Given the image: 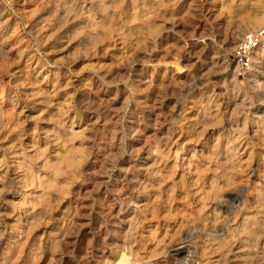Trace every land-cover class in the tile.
Listing matches in <instances>:
<instances>
[{"label":"clouds","instance_id":"9594fccd","mask_svg":"<svg viewBox=\"0 0 264 264\" xmlns=\"http://www.w3.org/2000/svg\"><path fill=\"white\" fill-rule=\"evenodd\" d=\"M262 96L264 0H0V264H264Z\"/></svg>","mask_w":264,"mask_h":264},{"label":"rangeland","instance_id":"374dc122","mask_svg":"<svg viewBox=\"0 0 264 264\" xmlns=\"http://www.w3.org/2000/svg\"><path fill=\"white\" fill-rule=\"evenodd\" d=\"M33 8L35 7V5L32 6ZM50 11V9H44L42 12H40L35 18H34V22L39 20L41 16L46 15L48 12ZM51 47V46H50ZM110 62V61H109ZM23 67H24V71L25 72H29L32 71L34 74H36L40 79L44 80L46 78V83L45 86L47 85V81H51V85L49 90H51V88H55L56 87V76L53 73L51 76L48 75V70L47 69H43L41 68L40 65L36 64L35 62L33 63H29L27 60V54H26V58L25 61L23 62ZM85 75L87 76L88 74L85 73ZM161 80L164 79L163 74H161ZM5 94L7 95V90L5 92ZM156 101V97L153 96L152 97V104H155ZM252 115L256 120V123H254V127L256 126V124L258 123H264V96H262L261 98L257 99L255 101V107L252 109ZM73 116H75V114H73ZM85 116H90V114H85ZM10 119V117H5L4 119V125L6 126L8 123V120ZM154 119V118H153ZM77 124L79 125V128L77 129L78 131H83L85 128H87L90 124V120L89 119H85L83 121H77ZM138 127L140 125H137ZM153 132H155V128L153 127V129L147 134V135H151ZM147 135H145L144 137V142H147ZM209 136H211V133H209ZM182 141H184V138L181 137L180 138ZM185 143H188L187 141H184ZM189 147H192V145L190 143H188ZM197 148L200 147V145H196ZM174 163V162H173ZM86 194V193H85ZM182 203V202H181ZM189 208V212L191 210V205L188 206ZM185 212L181 211L179 214V218L181 220H183L184 216H185Z\"/></svg>","mask_w":264,"mask_h":264},{"label":"bare ground","instance_id":"6f19581e","mask_svg":"<svg viewBox=\"0 0 264 264\" xmlns=\"http://www.w3.org/2000/svg\"><path fill=\"white\" fill-rule=\"evenodd\" d=\"M259 48V45L257 46ZM255 51V50H254Z\"/></svg>","mask_w":264,"mask_h":264}]
</instances>
